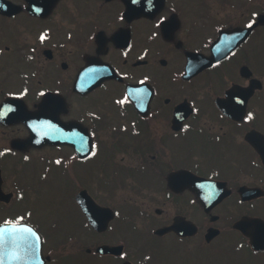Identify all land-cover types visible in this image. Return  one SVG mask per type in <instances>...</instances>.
I'll return each instance as SVG.
<instances>
[{
    "label": "flooded vegetation",
    "instance_id": "af4514ba",
    "mask_svg": "<svg viewBox=\"0 0 264 264\" xmlns=\"http://www.w3.org/2000/svg\"><path fill=\"white\" fill-rule=\"evenodd\" d=\"M258 34L264 0H0V224L40 232L47 264H264ZM54 190L75 228L31 206Z\"/></svg>",
    "mask_w": 264,
    "mask_h": 264
},
{
    "label": "rangeland",
    "instance_id": "374dc122",
    "mask_svg": "<svg viewBox=\"0 0 264 264\" xmlns=\"http://www.w3.org/2000/svg\"><path fill=\"white\" fill-rule=\"evenodd\" d=\"M257 4H261V3L257 2ZM263 35L260 36V34H258L254 38V41H253V43L255 45V59H256L255 62H256V67H257L256 69L257 70L261 69L262 65H264V37H263ZM33 198L36 199L35 196H33ZM46 200H48V201L46 202L45 206L42 205V203H32L31 204L33 209L36 212H38L40 216L44 217L45 221H53L54 222V228H56V229L64 230L66 228L73 229L76 227V225H72L69 227L64 226L66 221H73V219L75 217V215L73 213H66L67 211H69V205H68V203L70 202L69 197L62 195L59 190H54V191H51L50 195H47ZM17 211H19L18 207H17ZM6 213H7L6 210H3V209L0 210V215L6 214ZM34 220L40 221L39 219H34ZM54 239H60V240L67 241L69 238L67 236L61 237V238H56L53 236L49 237V240H54ZM84 245H85L84 239L80 238V241L78 242L76 247L84 248ZM63 248H64V250L61 251V254L64 256L67 255L69 257L68 253L70 252V249H69L68 245L67 244L63 245ZM45 249H47V251L50 252L51 246L48 244ZM57 250H59V249H57ZM129 251H130L129 255L132 257V259L134 261H137L138 252H140L139 255H141L143 253L141 250L137 251V248H133V247L130 248ZM259 260H260V263H264V260L261 257L259 258ZM57 262H58V264H114V262H111V260H109V259L106 262L101 263L102 260L99 258L89 259L88 256L83 257V255L78 256V257H71V258H68L67 260H62V259L58 258ZM243 264H246V263H243Z\"/></svg>",
    "mask_w": 264,
    "mask_h": 264
},
{
    "label": "water",
    "instance_id": "95a60500",
    "mask_svg": "<svg viewBox=\"0 0 264 264\" xmlns=\"http://www.w3.org/2000/svg\"><path fill=\"white\" fill-rule=\"evenodd\" d=\"M253 220L252 219H248L246 222H245V225H241L240 227H241V229H244V231L246 232V234H249V232H248V228H249V226L253 223L252 222ZM240 223H243V221H240L238 224H240ZM237 224V225H238ZM250 235V234H249Z\"/></svg>",
    "mask_w": 264,
    "mask_h": 264
}]
</instances>
